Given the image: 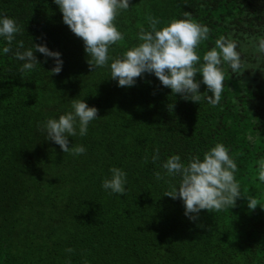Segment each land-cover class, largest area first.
<instances>
[{"label":"trees","instance_id":"1","mask_svg":"<svg viewBox=\"0 0 264 264\" xmlns=\"http://www.w3.org/2000/svg\"><path fill=\"white\" fill-rule=\"evenodd\" d=\"M0 12L21 25L17 41L25 48L31 40L46 43L63 59L62 71L52 74L53 58L39 52L41 66L21 71L17 41L0 55V264H264V183L256 171L264 157V57L248 46L264 35V0H130L115 21L125 38L112 46L113 56L138 43L149 13L162 24L189 13L207 25L201 56L232 34L246 69H227L216 106L173 94L151 73L120 87L106 68L94 71L53 0H0ZM76 97L99 116L86 136L69 137V146H86L79 156L38 130ZM217 142L235 157L242 191L260 204L249 209L242 195L235 207L201 210L193 221L181 199L164 194L169 185L155 178L160 161L151 156L158 148L161 161L173 153L186 159ZM113 165L128 173L124 195L101 188Z\"/></svg>","mask_w":264,"mask_h":264},{"label":"clouds","instance_id":"2","mask_svg":"<svg viewBox=\"0 0 264 264\" xmlns=\"http://www.w3.org/2000/svg\"><path fill=\"white\" fill-rule=\"evenodd\" d=\"M62 13L63 22L78 37L82 38L88 63L94 69L106 68L109 77L120 87H130L137 77L144 73L154 74L163 86L173 94H180L185 100L200 102L205 100L212 106L219 105L225 88L227 69L242 73L246 62L239 49V41L232 34L215 39L214 46L201 56L199 46L209 38L210 29L191 18H173L161 23L159 17L149 13L146 16L148 27L137 32L135 45L126 48L117 56L111 54L112 46L124 40L116 19L122 11L130 8V0H53ZM23 31L14 17L0 12V55L11 53L13 42ZM13 55L22 61L21 71H31L40 65L35 53L53 58L50 73L62 71V53L51 50L46 43H33L27 48L22 40ZM249 47L258 57H264V35L250 38ZM41 66V65H40ZM200 78L197 79V74ZM207 91L201 93V84ZM211 92V95H208ZM168 108L173 109L169 104ZM98 108L89 106L82 98L70 99L67 110L58 117L49 116L38 122V130L46 140L59 145L64 153L79 156L87 151L84 144H71L69 137H84L89 125L96 120ZM254 142V138L249 136ZM147 160L148 158L145 157ZM153 162L160 161V171L154 175L158 181H165L169 187L164 194L173 199L179 198L184 205V214L196 220L201 210L221 211L235 207L237 198L246 196L249 209H255L258 200L241 189L236 176L239 167L230 149L223 142H217L202 152L182 159L178 153L160 160L159 149H154ZM258 180L264 183V157L256 163ZM128 173L118 166H110L108 174L102 178L101 188L109 195H124L127 191ZM261 206V205H260ZM264 208V206H261ZM71 253L72 248L66 249Z\"/></svg>","mask_w":264,"mask_h":264}]
</instances>
